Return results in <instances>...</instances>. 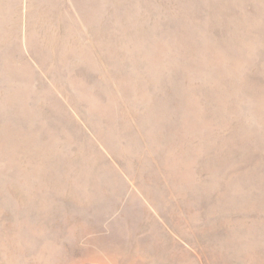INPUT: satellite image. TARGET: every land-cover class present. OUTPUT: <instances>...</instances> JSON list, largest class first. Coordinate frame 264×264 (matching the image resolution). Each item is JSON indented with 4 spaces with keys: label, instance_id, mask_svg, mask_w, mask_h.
Returning a JSON list of instances; mask_svg holds the SVG:
<instances>
[{
    "label": "rangeland",
    "instance_id": "rangeland-1",
    "mask_svg": "<svg viewBox=\"0 0 264 264\" xmlns=\"http://www.w3.org/2000/svg\"><path fill=\"white\" fill-rule=\"evenodd\" d=\"M0 264H264V0H0Z\"/></svg>",
    "mask_w": 264,
    "mask_h": 264
}]
</instances>
